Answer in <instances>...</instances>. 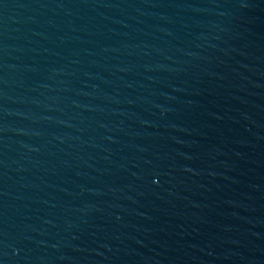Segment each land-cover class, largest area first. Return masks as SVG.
Wrapping results in <instances>:
<instances>
[{
  "label": "water",
  "instance_id": "water-1",
  "mask_svg": "<svg viewBox=\"0 0 264 264\" xmlns=\"http://www.w3.org/2000/svg\"><path fill=\"white\" fill-rule=\"evenodd\" d=\"M0 264H264V0H0Z\"/></svg>",
  "mask_w": 264,
  "mask_h": 264
}]
</instances>
